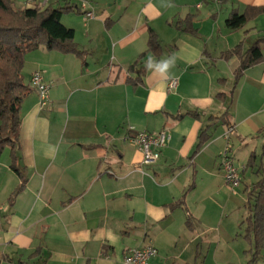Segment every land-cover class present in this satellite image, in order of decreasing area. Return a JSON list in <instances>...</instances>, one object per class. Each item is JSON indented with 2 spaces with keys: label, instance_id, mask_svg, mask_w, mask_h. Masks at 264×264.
I'll use <instances>...</instances> for the list:
<instances>
[{
  "label": "crops",
  "instance_id": "obj_1",
  "mask_svg": "<svg viewBox=\"0 0 264 264\" xmlns=\"http://www.w3.org/2000/svg\"><path fill=\"white\" fill-rule=\"evenodd\" d=\"M82 1H72L76 13H84ZM86 1L95 16L70 26L82 57L44 46L25 57V81L31 86L41 70L51 88L48 106L32 86L22 103L15 164L27 181L14 198L22 178L11 147L0 154V264H123L129 248L149 244L158 249L150 264H234L205 251L212 237L239 234L224 224V211L218 221L216 196L229 190L220 159L229 125L211 118L227 110L240 64L223 53L264 36V12L235 30L227 18L264 0ZM189 18L196 31L178 26ZM151 29L162 52L147 56L144 80L134 85L129 67L148 49ZM237 88L234 153L237 142L264 144V59ZM131 126L169 132L156 163H143Z\"/></svg>",
  "mask_w": 264,
  "mask_h": 264
},
{
  "label": "trees",
  "instance_id": "obj_2",
  "mask_svg": "<svg viewBox=\"0 0 264 264\" xmlns=\"http://www.w3.org/2000/svg\"><path fill=\"white\" fill-rule=\"evenodd\" d=\"M78 9L68 4H58L50 6L44 10L38 8H25L21 11L14 9L12 0H0V154L7 146L11 147L13 155V169L22 178L21 185L13 193V198L20 193L25 184L26 177L15 164L19 146V133L21 126V107L25 97L31 91V86L25 81L23 69L27 53L34 51L41 46L49 50H58L64 53H75L83 56V51L79 49L75 41V29L66 26L62 22L65 13ZM264 12L263 6H249L245 12L233 11L227 18V25L231 29L243 27L247 21ZM188 27L181 29L196 31L189 18ZM264 36L258 39L246 51L243 50V42L223 53V57L228 59L234 55L240 58V64L235 69V85L231 90L227 110L220 116L212 117L214 123L222 121L227 125L230 122V105L232 97L243 77L245 70L263 61L264 55L261 43ZM162 45L158 34L151 29L149 32L148 49L143 52L138 60L129 67V72L135 77H128L127 80L134 85L142 83L146 74L147 56L153 54L160 56ZM219 98L227 97L221 92ZM228 99V98H227ZM209 138L206 131L200 137L199 148ZM262 157L264 158V144L262 147ZM257 153H252L247 166H254L257 160ZM174 204L179 206L184 203ZM246 206L248 216L243 221L246 223L244 237L254 243L255 248L251 250L253 257L249 264H255L259 258L261 248L264 245V174L253 184L248 192ZM191 215V214H190ZM188 215L187 223L191 225L192 217Z\"/></svg>",
  "mask_w": 264,
  "mask_h": 264
},
{
  "label": "rangeland",
  "instance_id": "obj_3",
  "mask_svg": "<svg viewBox=\"0 0 264 264\" xmlns=\"http://www.w3.org/2000/svg\"><path fill=\"white\" fill-rule=\"evenodd\" d=\"M12 5L16 10L21 11L24 9L22 0H12ZM225 12L226 11H224V13ZM84 19V13L79 14L75 11H70L63 15L62 22L68 27L71 26L77 28L83 26ZM239 95L240 94L238 93V96ZM234 98L235 95L233 100ZM241 99H246V103L248 104L246 89L242 93ZM240 144L241 143L237 142L235 147H233L235 149L234 155L236 163L242 169L241 184L235 189V191L230 190L232 188L230 184H225L226 187L228 186L229 188V190H226L227 193L224 194V192H221L219 196H216V199L219 203L218 215L220 217L218 221L220 222L222 213L224 211V224L228 226V228L236 227L239 234L236 237L235 233L232 238L228 239L222 237H212L213 240H208L205 242V251H210L212 255L216 254L218 258L227 256L228 259L234 264H249L251 258L253 257V252H251V250L254 249L255 246L253 242L244 237L246 223H243L242 221L248 216V208L246 206L248 192L246 193V191H249V186L252 187L253 184L256 183L264 174V158L261 155L262 143L251 142L249 147H247L248 145L245 146V144ZM254 149H256L258 152L256 164L254 166H247L250 152ZM8 152L9 148H7L5 154H8ZM224 224H222L221 229L224 228ZM255 264H264V245L261 248L259 258Z\"/></svg>",
  "mask_w": 264,
  "mask_h": 264
},
{
  "label": "built area",
  "instance_id": "obj_4",
  "mask_svg": "<svg viewBox=\"0 0 264 264\" xmlns=\"http://www.w3.org/2000/svg\"><path fill=\"white\" fill-rule=\"evenodd\" d=\"M73 0H22L23 8H38L44 10L50 6L58 4H70L75 6ZM215 2H221L222 0H213ZM76 8V7H75ZM78 9V7L76 8ZM81 9L85 14L86 19L93 18L95 16L93 9H91V3L89 1L81 2ZM178 83L177 79L170 81V86L174 87ZM31 86L38 90L41 97V107L48 106L49 91L51 85L45 80L44 74L41 70H36L32 74ZM235 130L233 125H229L226 138L228 139L227 145L220 155L221 166L225 172V178L228 184L235 190L238 188L242 181V169L237 165L235 155L230 142V134ZM128 138L134 141L143 153L144 164H154L161 156V148H163L168 140L170 134L168 131L163 130L157 134L149 133L147 131H139L134 126L130 127ZM158 253V249L149 244L144 247L129 248L124 255L123 264H150L152 258ZM15 264H23L18 262Z\"/></svg>",
  "mask_w": 264,
  "mask_h": 264
},
{
  "label": "clouds",
  "instance_id": "obj_5",
  "mask_svg": "<svg viewBox=\"0 0 264 264\" xmlns=\"http://www.w3.org/2000/svg\"><path fill=\"white\" fill-rule=\"evenodd\" d=\"M149 66H150V65H147V64H146V67H149Z\"/></svg>",
  "mask_w": 264,
  "mask_h": 264
}]
</instances>
